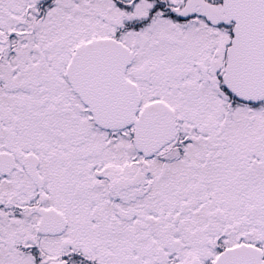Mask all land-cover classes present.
<instances>
[{"label": "snow or ice", "instance_id": "snow-or-ice-1", "mask_svg": "<svg viewBox=\"0 0 264 264\" xmlns=\"http://www.w3.org/2000/svg\"><path fill=\"white\" fill-rule=\"evenodd\" d=\"M0 264H264V0H0Z\"/></svg>", "mask_w": 264, "mask_h": 264}]
</instances>
